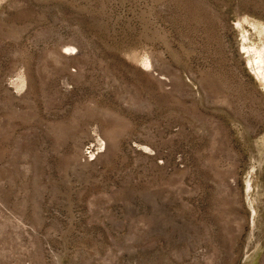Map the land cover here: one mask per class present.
I'll return each mask as SVG.
<instances>
[{
    "label": "rangeland",
    "instance_id": "1",
    "mask_svg": "<svg viewBox=\"0 0 264 264\" xmlns=\"http://www.w3.org/2000/svg\"><path fill=\"white\" fill-rule=\"evenodd\" d=\"M0 264H264V0H0Z\"/></svg>",
    "mask_w": 264,
    "mask_h": 264
},
{
    "label": "bare ground",
    "instance_id": "2",
    "mask_svg": "<svg viewBox=\"0 0 264 264\" xmlns=\"http://www.w3.org/2000/svg\"><path fill=\"white\" fill-rule=\"evenodd\" d=\"M62 47H63V49L67 50L68 52H71V51L74 50V48L71 47V46H69V45H63ZM73 52H74V51H73ZM73 52H72V53H73ZM145 65L148 66V63H146ZM96 142H97L96 145H93V146H95V147L97 146L96 148H94L95 153H97V152L99 151V148H100V146H101V145H100L101 143H98V142H99L98 140H97ZM101 147H102V146H101ZM95 153H94V155H95Z\"/></svg>",
    "mask_w": 264,
    "mask_h": 264
}]
</instances>
